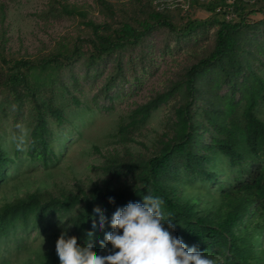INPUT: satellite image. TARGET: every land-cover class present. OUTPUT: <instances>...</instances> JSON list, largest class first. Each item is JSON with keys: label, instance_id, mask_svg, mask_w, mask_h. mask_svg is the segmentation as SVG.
I'll list each match as a JSON object with an SVG mask.
<instances>
[{"label": "trees", "instance_id": "obj_1", "mask_svg": "<svg viewBox=\"0 0 264 264\" xmlns=\"http://www.w3.org/2000/svg\"><path fill=\"white\" fill-rule=\"evenodd\" d=\"M92 1L99 21L64 0H47L40 13L73 18L83 34L60 39L33 58H7L0 49V112L8 104L17 119L28 105L25 150L16 149L15 137L9 154L0 139V182L23 159L41 167L58 159L66 138L58 129L67 123L69 111H111L125 79L123 65L134 71L132 54L146 57L144 48L151 49L157 35L165 33L161 53L191 42L195 54L174 68L158 90L119 115L114 135L123 139L153 111L164 109L161 132L149 153L111 156L99 166L104 175L121 180V186L103 190L94 185L87 192L60 195L25 193L0 205V236L38 227L53 230L58 238L65 232L66 238L74 235L82 247L91 242L97 255L113 254L115 249H103L100 243L113 230V213L129 202L143 204L151 194L163 199L165 215H171L174 225L169 230L189 248L216 264H264V120L258 116L264 106L259 72L264 69V0L250 5L211 0L202 5L208 16L181 23L150 0ZM253 13L260 17L248 21ZM208 32L211 43L198 45ZM106 66L111 71L89 99L83 97L87 81L93 83ZM215 183L210 191L208 185ZM196 184L206 188L203 195L192 191ZM101 213L106 217L103 228ZM37 264H60L56 246L42 252Z\"/></svg>", "mask_w": 264, "mask_h": 264}, {"label": "rangeland", "instance_id": "obj_2", "mask_svg": "<svg viewBox=\"0 0 264 264\" xmlns=\"http://www.w3.org/2000/svg\"><path fill=\"white\" fill-rule=\"evenodd\" d=\"M67 3L81 6L88 17L99 21L92 0H64ZM111 2H126L128 0H109ZM145 1V0H144ZM155 8H167L175 22H183L186 18L203 19L208 16L202 5L211 0H150ZM231 1V0H227ZM249 5L253 0H243ZM47 6V0H0V49L7 58L18 56L33 58L41 52L51 48L60 40L83 34V29L73 18L44 17L41 11ZM259 13L248 15V21L256 20ZM211 33L201 36L198 45H209ZM165 33L157 35L152 48L148 50L151 66L146 57L142 58L134 52L130 58L133 70H126L125 79L119 84L120 97L114 101L113 109L108 112H97L76 109L67 113L68 121L60 129L59 134L66 137L60 150V156L47 167L39 164L27 163L22 160V165L16 169L8 170L4 181L0 182V205L2 203L21 197L25 193L40 191L45 194L60 195L68 193L87 192L97 185L104 189H114L122 185L121 180L114 179L111 175H104L99 166L106 164V158L111 156L123 157L125 154L135 158L145 156L151 151L152 142L161 132V119L163 108L151 113L145 124L137 129L128 131L123 139L114 135L117 119L120 114L127 111L135 103L144 101L145 98L158 90L166 76L178 65L189 62L192 58L190 43L180 42L179 50L170 49L161 53L160 39ZM187 47H186V46ZM141 50L139 47L136 51ZM143 50V55H144ZM144 55V56H145ZM101 73L93 83L87 81L82 89L83 97H89L103 78L111 71V66L100 69ZM133 72V73H132ZM259 72L264 77V69ZM77 94L76 91L73 92ZM1 100V95H0ZM0 112V139L2 146L12 152L14 137L25 136L24 120L28 110L25 104L19 117H12V108L7 104L2 105ZM258 116L264 120V106L259 107ZM24 156L23 154L21 155ZM27 163V165H26ZM222 178V176L220 177ZM192 191L203 195L206 188L199 187ZM212 191L215 184H209ZM109 230L107 232H111ZM106 232V233H107ZM119 234H122L120 231ZM58 234L53 230L41 231L35 227L28 231L16 230L5 236H0V261L7 264H37L39 255L46 249L56 246ZM264 237V234H263ZM105 234L103 237L104 241ZM103 249H114L105 241ZM118 251V249H115Z\"/></svg>", "mask_w": 264, "mask_h": 264}, {"label": "clouds", "instance_id": "obj_3", "mask_svg": "<svg viewBox=\"0 0 264 264\" xmlns=\"http://www.w3.org/2000/svg\"><path fill=\"white\" fill-rule=\"evenodd\" d=\"M25 147L26 141L21 135L16 149L24 151ZM143 200V204L129 202L112 215L110 224L113 231L105 233V239L100 243L103 247L107 241L118 251L97 255L91 242L82 247L76 236L66 238L65 232L56 241L60 264H216L214 259L197 251L194 246L189 248L182 239L172 235L169 229L174 225L168 219L171 215H165L162 198L149 194ZM109 202H114V198L109 197ZM95 211L99 213L101 210L97 207ZM105 220L101 213V228ZM165 222L167 228L164 227ZM120 230L122 234H119ZM88 234L92 236L91 232Z\"/></svg>", "mask_w": 264, "mask_h": 264}]
</instances>
